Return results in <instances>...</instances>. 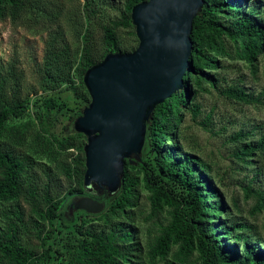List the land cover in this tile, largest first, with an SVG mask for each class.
<instances>
[{"label": "rangeland", "instance_id": "obj_1", "mask_svg": "<svg viewBox=\"0 0 264 264\" xmlns=\"http://www.w3.org/2000/svg\"><path fill=\"white\" fill-rule=\"evenodd\" d=\"M126 2L20 0L18 6L3 4L0 105L27 101L28 107L21 116H11L0 128V142L26 160L21 191L16 197L0 202V231L14 227L20 244L46 257L40 264H54L57 257L44 250L46 234L52 227L48 219L39 215L37 207L47 206L45 193L49 192L55 201L62 200L71 187H80L81 174L83 183L92 182L86 174L85 145L89 134L78 127L79 118L92 100L84 82L85 72L81 71L84 46L90 43L95 64L109 54L130 53L139 46L133 21L130 26L114 27L122 18ZM246 4H256L258 15L264 18V0H246ZM216 16L229 28L239 18L238 12L228 7ZM106 25L115 28L120 50L106 46ZM216 42L213 45L204 39L198 54L191 56L194 69L187 72L184 81L188 88L187 103L181 107L178 121L173 119L161 150L166 162L178 169L186 164L202 167L200 161L205 162L204 177L199 182L209 181L206 203L210 208L203 212V219L217 227L226 244L236 248L235 264H246L244 242L256 245L255 250H264V211L254 212L256 201L245 193L249 184L264 190V150L257 147L249 156H237L235 152L248 143L257 146L264 138V52L251 62L240 42L230 35H222ZM184 82L178 87V94L183 91ZM232 86L244 88L258 97L259 102L249 104L228 96L224 90ZM51 97L66 102L69 110L61 112L50 107ZM195 108L197 115L193 112ZM150 123L151 118L146 123L141 149L124 160L123 169L135 179L130 191L132 203L121 211L113 208L122 191L120 184L111 189L114 193L109 197H102L105 204L102 210L86 212L78 207L72 212L73 219L66 221L77 222L82 233L86 229L94 234L123 235L125 230L130 231V240L117 242L126 252L122 264H200L199 253L194 248L180 252V243L173 244L165 257L151 254L160 224L170 219L172 207L165 205L152 212V193L145 170L148 164L157 171L160 168L156 160L158 151L150 138ZM192 177L197 180V171ZM247 225L254 226L250 232L260 239L258 242L254 237H240ZM79 235L67 231L65 264H86L80 256ZM0 264H4L1 258Z\"/></svg>", "mask_w": 264, "mask_h": 264}, {"label": "trees", "instance_id": "obj_2", "mask_svg": "<svg viewBox=\"0 0 264 264\" xmlns=\"http://www.w3.org/2000/svg\"><path fill=\"white\" fill-rule=\"evenodd\" d=\"M144 0H127L122 18L114 23V27L132 24V8ZM18 6L20 0H0V18L4 14L3 4ZM228 7L238 12V21L231 27H226L221 22L216 13ZM259 9L256 4H246V0H204L203 5L198 9L193 20V30L191 38L193 41L192 55L198 54L199 45L204 39L213 45L222 35H230L237 42H240L243 52L251 62L256 55L264 52V18L259 16ZM109 25L104 26V41L111 50H120L121 45L118 40L115 28ZM212 65H217L216 61L209 60ZM82 73L86 72L94 62V55L90 43L84 46ZM194 66L189 65L188 71ZM185 81V76H184ZM183 81V82H184ZM184 89L179 94L175 92L163 103L156 105L151 115L149 125L150 138L158 151L157 163L160 170L148 164L145 175L149 178L148 187L151 190L152 212H157L165 205L172 207L170 219L166 223H161L156 234L152 248V256L165 257L175 243H180V252H189L193 248L199 253L200 264H235L238 261L236 248L230 247L225 240L220 237L217 227L207 223L203 219V212L210 208L206 203L207 184L205 181L199 182L204 177L203 170L205 162L196 164H186L182 169L167 163L161 146L168 137L173 119H177L181 107L187 103L188 88L184 82ZM183 86V83H182ZM228 96L243 101L245 103L259 102L258 97L245 91L244 88L232 86L224 90ZM49 106L58 111L69 110L66 102H57L55 97L49 99ZM28 107L27 101L15 102L12 105H0V128L4 126L11 116H21ZM194 114L198 111L195 108ZM66 141L69 142L67 139ZM264 150V138L260 139L257 146L248 143L243 148L235 152L237 156L253 155L256 148ZM132 154V153H131ZM136 154V153H135ZM130 161L134 159H129ZM26 166V160L16 154L12 149L0 142V202L16 197L22 189V173ZM71 173V169H67ZM197 171V180L192 177ZM80 187H71L62 200H54L49 192L44 195L47 203L45 208L37 207L39 215L46 218L51 223V230L46 234L44 250L47 253H55L54 264H65L64 252L68 250L66 241L67 231L79 232L78 242L81 248V260L86 264H122V259L126 258V252L117 243L119 240H130L132 234L125 230L123 235L116 232L108 234H94L86 229L84 233L77 227V222L73 224L66 220H72V212L81 206L84 200L95 201L105 206L102 197H109L113 194L109 187L98 182L90 184L83 183L82 174L79 176ZM135 179L123 170L121 176L122 191L114 200L112 206L115 210H123L128 203H132L130 191ZM247 197H253L256 201L255 211H264V190L253 188L250 184L245 187ZM31 199L34 194L28 191ZM98 196L97 198H95ZM68 204V205H67ZM67 206V207H66ZM66 210L63 212V210ZM86 212H92L83 208ZM253 225L244 226V231L240 237L253 238ZM255 232V231H254ZM258 242L260 239L254 237ZM257 244V243H256ZM256 245L244 242L246 250V264H264V250H255ZM0 258L4 264H40L46 261V257L37 254L35 251L26 248L19 243L14 227L0 231ZM67 264V263H66ZM174 264V263H168Z\"/></svg>", "mask_w": 264, "mask_h": 264}, {"label": "water", "instance_id": "obj_3", "mask_svg": "<svg viewBox=\"0 0 264 264\" xmlns=\"http://www.w3.org/2000/svg\"><path fill=\"white\" fill-rule=\"evenodd\" d=\"M203 2H139L131 13L139 46L130 53L109 54L85 72L92 100L78 127L89 134L86 174L92 182L105 184L110 191L121 184L124 160L141 149L156 105L184 81L193 50V20ZM80 207L101 209L91 200L82 201Z\"/></svg>", "mask_w": 264, "mask_h": 264}]
</instances>
